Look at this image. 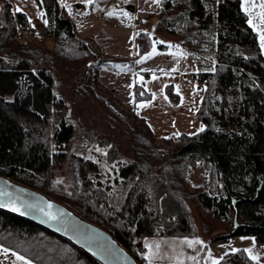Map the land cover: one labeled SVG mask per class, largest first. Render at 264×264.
Wrapping results in <instances>:
<instances>
[{"label":"trees","instance_id":"trees-1","mask_svg":"<svg viewBox=\"0 0 264 264\" xmlns=\"http://www.w3.org/2000/svg\"><path fill=\"white\" fill-rule=\"evenodd\" d=\"M36 2L42 7L39 20L52 40L51 50L36 40L23 43L15 38L17 27L29 24L28 16L23 11L13 12L10 3L3 0L0 173L102 226L139 264H145V246H137L138 236L142 241L144 236L196 232L188 208L180 203L184 197L174 193L179 201L174 207L175 223L167 222L164 231L157 230L159 211L152 207L151 191L155 183L166 180L167 171L174 175L177 167L184 176L191 168L189 160L199 159L209 184L200 185L194 192L186 191L185 196L230 223L226 232L211 240L252 235L257 243L264 244V55L241 0H217L216 11L210 0H161L154 29L182 36L184 43H197L208 51L206 60H197L198 69L192 73L204 86L196 110L204 123L203 131L161 137L154 134L144 117L118 100L100 81L99 71L106 69L107 61L89 40L77 35L75 23L65 14L60 0ZM136 39L139 54L156 42L148 30L139 31ZM165 47V43L157 44L159 49ZM88 58H92L93 71L88 77L93 88L98 85L112 93L110 98L120 108H116V115L129 124L136 143L135 155L129 161L117 159L121 154L111 149V159H117L112 171L104 172L90 157L67 154L65 147L75 135V124L66 115L51 128L53 107L67 106L66 99L72 106L70 99L55 93L53 70L63 61ZM134 97L148 98L149 93L136 84ZM173 159H178L176 164ZM62 167L73 176L70 187L53 176ZM151 169L157 173L153 175ZM104 174L108 176L105 179ZM169 184L176 192V183ZM0 245L35 264H99L66 239L2 209ZM223 261L264 264L250 258L242 248L226 254Z\"/></svg>","mask_w":264,"mask_h":264},{"label":"rangeland","instance_id":"rangeland-1","mask_svg":"<svg viewBox=\"0 0 264 264\" xmlns=\"http://www.w3.org/2000/svg\"><path fill=\"white\" fill-rule=\"evenodd\" d=\"M11 5V10L23 11L27 14L29 23L31 25L38 24L39 18L42 14V7L36 2V0H7ZM68 4L71 0H66ZM80 1V0H78ZM95 7L93 11H97L102 18H106L108 22H113V18L127 20L130 22L131 12L128 10V5L132 3V0H94ZM264 3V0H241V6L248 15L249 25L257 32V36L260 42V33L264 32V20H261L260 13L264 9L260 8V4ZM82 7L84 3L81 2ZM210 6L213 11L217 9V0H210ZM3 8V0H0V23L1 13ZM144 9L143 7H140ZM139 9V7H136ZM177 9V8H176ZM102 12V13H101ZM111 13V15H109ZM154 12H152L153 15ZM65 14H68L65 12ZM151 14V13H150ZM150 16L143 21V24L149 20V24L154 23L155 16ZM157 15V14H156ZM21 27V26H20ZM214 29L217 30V20L214 21ZM17 31V30H16ZM152 36L157 39L166 40L167 42L176 40L184 47L188 46L189 50L196 60L205 61L208 56V51L204 46L192 42H183L182 36H171L161 30L148 29ZM79 33V31H76ZM18 34V33H17ZM41 35V32H40ZM15 38L23 43L27 41L36 40L41 42L46 48L52 49V40L48 35L44 34V37H31L20 39L19 34ZM91 46L100 54V56L106 59V69L110 70L119 67L127 72L125 76L127 79H132L130 70L135 71L136 57L129 55L125 51L120 55L113 53H105L102 51L98 43H96L91 37H87ZM264 55V48L261 47ZM164 51V50H163ZM92 58H88L86 61L79 60H66L61 63V66L56 67L53 70L55 78V93L59 97L68 98L72 102L70 107V116L74 119L75 135L72 141L65 147V151L68 155H84L94 159L99 164L101 169L106 171H112L114 163L117 159L122 161H129L133 159L135 155V141L134 134L129 124H127L121 117L116 115L119 108L116 102L111 99L112 93L101 89L98 85L93 88V82L89 79L90 72L93 71L91 67ZM60 62H56L59 64ZM55 64V65H56ZM104 70V69H101ZM196 83L198 81L194 78ZM140 85L142 81L139 78L135 79ZM174 85V83H173ZM179 87V86H178ZM172 90V88L170 87ZM182 91V101L178 104L177 111L164 112L162 111L161 104L158 106H152L148 102V98L138 99L140 101L138 106H135V112L140 111L145 114V117L150 122L151 126L155 128L156 135L161 137L163 135H169L173 133L177 135L182 132L181 130L187 128L185 125L191 119L189 116V103L192 102L190 94H185ZM111 95V96H110ZM105 100H108L107 103ZM67 101V99L65 100ZM69 101V100H68ZM68 106L55 105L51 114V128L58 122V120L66 115ZM117 108V109H116ZM115 109V110H113ZM120 109V108H119ZM118 109V110H119ZM120 111V110H119ZM166 131L168 133H165ZM185 131L184 133H186ZM178 141V140H176ZM157 143H161L157 140ZM168 147L166 143L163 144ZM99 149V151L97 150ZM111 149L121 154V157L113 160L114 157L110 154ZM116 158V157H115ZM178 159H173L172 163L176 164ZM191 168L186 170L184 176L179 173L176 167V174L165 173L166 180L160 181L154 184V188L151 191L152 207L159 211V215L156 219V229L165 230L167 222L175 223V205L176 202L173 193L179 194L184 198H180L186 208H188V215L193 225L197 230L193 235H154L144 236L141 243L145 246L144 253L147 252L148 256L152 260V264H229L223 261L226 254L231 251L242 248L247 255L257 257L253 259L255 261L264 262V244L257 243L252 235H234L224 240H211L216 234H222L230 228V223L224 219L214 217L210 212L204 210L195 199L189 198L186 195V191L194 192L200 185H207V177L205 176V169L200 164L199 159L189 160ZM61 168L53 173V176L57 181L62 182L66 187H70L73 183V176L68 174L67 170ZM152 174H156L157 170H150ZM108 174V173H107ZM153 174V175H154ZM114 175V174H113ZM106 174L102 176L103 179L107 178ZM176 183V192L171 190L169 182ZM113 184V182H111ZM166 210V211H165ZM207 234V235H205ZM137 241V240H136ZM199 241L200 243H196ZM138 243V241H137ZM250 250V251H248ZM146 257V256H145Z\"/></svg>","mask_w":264,"mask_h":264},{"label":"crops","instance_id":"crops-1","mask_svg":"<svg viewBox=\"0 0 264 264\" xmlns=\"http://www.w3.org/2000/svg\"><path fill=\"white\" fill-rule=\"evenodd\" d=\"M60 2L65 12L68 13L67 16L74 21L76 31H79V33L77 32L79 37L84 39L91 37L105 53L120 55L125 51L129 55L136 57L135 61L138 62L136 63L135 71L130 70L132 76L130 80L125 76L127 71L123 68L117 67L108 71L105 69L99 71L100 81L118 100L134 111L135 106H138L139 102H144L136 100L134 97V86L136 84L140 85L135 79L139 78L142 81L140 86L149 93L148 102L150 105L158 106L160 103L164 112H168V110L177 111L178 104L182 101V91L179 89L181 88L186 92L185 94H190L193 98L190 97L192 102L189 103L188 111L191 119L185 125L187 128H183L188 130H181L182 132L180 133H184L185 131H187L186 133H194L204 127V123L196 115L204 86L200 82L196 83L192 76V73L198 69V65L194 55L187 50L189 47H184L175 39L167 42L155 37L156 42H153L150 49L141 54L137 53V33L153 29L154 23L149 24V18L144 24L136 25L134 23L133 10L136 7L149 9L151 12H154L152 16L156 18V14L161 7V0H132V3L128 5V10L132 14L130 22L127 20L120 21L118 17L113 18V22H108L106 20L107 17L102 18L101 14L95 10L93 11L95 7L94 0H91V3H88L87 0H71L70 4L66 0H60ZM81 2L84 3V7H82ZM155 21L156 19H154ZM28 25L43 29L41 22L35 25L29 23ZM161 42L166 44L164 51L157 48V44ZM135 113L145 118V121L156 135L155 128L151 126L145 114H142L138 110ZM163 132L168 133L166 131ZM170 135L174 134L170 133L163 136ZM5 248L0 245V264H24V261L16 259V256L20 255L19 253L8 249L7 254H4L2 249ZM144 257L145 264H152V260L147 252L144 253ZM25 261H28L29 264H35L28 258H25Z\"/></svg>","mask_w":264,"mask_h":264},{"label":"water","instance_id":"water-1","mask_svg":"<svg viewBox=\"0 0 264 264\" xmlns=\"http://www.w3.org/2000/svg\"><path fill=\"white\" fill-rule=\"evenodd\" d=\"M66 104L68 105L69 101H66ZM66 117L74 121L70 116V107L66 110ZM0 209L28 219L66 239L99 264H139L136 258L102 226L80 216L65 204L41 191L1 173ZM233 225L237 226L235 220ZM141 245L138 236L137 246Z\"/></svg>","mask_w":264,"mask_h":264},{"label":"built area","instance_id":"built-area-1","mask_svg":"<svg viewBox=\"0 0 264 264\" xmlns=\"http://www.w3.org/2000/svg\"><path fill=\"white\" fill-rule=\"evenodd\" d=\"M150 15V11L146 10V9H136L135 10V17H134V22L137 24H141L143 19L148 17ZM35 31L32 28H24L21 29L19 32V37L20 39L22 38H31V37H35ZM40 37H44V33H41V35H39Z\"/></svg>","mask_w":264,"mask_h":264},{"label":"snow or ice","instance_id":"snow-or-ice-1","mask_svg":"<svg viewBox=\"0 0 264 264\" xmlns=\"http://www.w3.org/2000/svg\"><path fill=\"white\" fill-rule=\"evenodd\" d=\"M87 2L88 3H91V0H87ZM260 8L261 9H264V3H261L260 4ZM17 11H19V9H17ZM245 11H247V9H245ZM109 15H111V13H109ZM260 18H261V20H264V11H262L260 13ZM249 23L251 24V21H249ZM260 41H261V47L264 48V32H261L260 33ZM201 131H203V129H201ZM97 150L99 151V149H97ZM49 207H51V205H49ZM53 218H55V217H53ZM196 243H200V242L199 241H196ZM2 251H3L4 254H7L8 249L5 248V249H2ZM248 251H250V250H248ZM13 254L15 255V253H13ZM252 258L253 259H256L257 257H252ZM16 259L18 261H24V264H29L28 261H25V258L23 256L17 255L16 256ZM214 264H216V262H214Z\"/></svg>","mask_w":264,"mask_h":264}]
</instances>
